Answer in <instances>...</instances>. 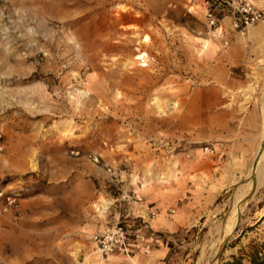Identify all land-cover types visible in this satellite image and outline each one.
Masks as SVG:
<instances>
[{
	"label": "rangeland",
	"instance_id": "rangeland-1",
	"mask_svg": "<svg viewBox=\"0 0 264 264\" xmlns=\"http://www.w3.org/2000/svg\"><path fill=\"white\" fill-rule=\"evenodd\" d=\"M221 1L0 0V264H264V22Z\"/></svg>",
	"mask_w": 264,
	"mask_h": 264
},
{
	"label": "built area",
	"instance_id": "built-area-1",
	"mask_svg": "<svg viewBox=\"0 0 264 264\" xmlns=\"http://www.w3.org/2000/svg\"><path fill=\"white\" fill-rule=\"evenodd\" d=\"M221 3H225L229 7L228 10H232L234 26L237 29L245 30L259 22H264V9H258L249 2L222 0ZM220 15L213 13L208 15L212 26L220 22ZM137 199L142 201L141 198ZM147 216L151 218L154 213L148 212ZM139 219H142L143 225L148 224L144 217ZM139 219L138 221H141ZM137 223L131 220L117 223L103 232L91 235L89 239L106 260L118 255L131 257L138 253H149L150 241H153V238L147 237L143 232V225Z\"/></svg>",
	"mask_w": 264,
	"mask_h": 264
},
{
	"label": "bare ground",
	"instance_id": "bare-ground-1",
	"mask_svg": "<svg viewBox=\"0 0 264 264\" xmlns=\"http://www.w3.org/2000/svg\"><path fill=\"white\" fill-rule=\"evenodd\" d=\"M122 8V7H121ZM141 58H143V56L142 57H140V59ZM136 60V59H135ZM102 208H100V210L103 212V213H105L108 209H109V203L108 202H106V201H104L103 203H102V206H101ZM167 226H171V224H168L167 223ZM98 252H100L99 250H98ZM101 254V253H100ZM114 257V256H113ZM107 261V260H106Z\"/></svg>",
	"mask_w": 264,
	"mask_h": 264
},
{
	"label": "trees",
	"instance_id": "trees-1",
	"mask_svg": "<svg viewBox=\"0 0 264 264\" xmlns=\"http://www.w3.org/2000/svg\"><path fill=\"white\" fill-rule=\"evenodd\" d=\"M259 256L257 255V254H255V255H253V258H252V260H251V264H261L260 262H259Z\"/></svg>",
	"mask_w": 264,
	"mask_h": 264
},
{
	"label": "crops",
	"instance_id": "crops-1",
	"mask_svg": "<svg viewBox=\"0 0 264 264\" xmlns=\"http://www.w3.org/2000/svg\"><path fill=\"white\" fill-rule=\"evenodd\" d=\"M167 253H168L167 251H165V252L163 251V253H162L161 255H162V256H163V255H165V256H166V255H167ZM161 255H160V256H161ZM117 258H118V257H117ZM134 258H135V257H128V259H131V260H133Z\"/></svg>",
	"mask_w": 264,
	"mask_h": 264
}]
</instances>
